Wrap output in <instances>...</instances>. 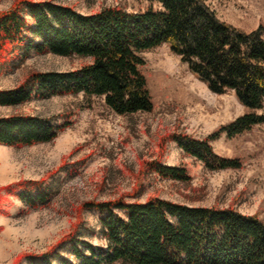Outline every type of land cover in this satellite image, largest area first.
I'll use <instances>...</instances> for the list:
<instances>
[{
	"label": "trees",
	"instance_id": "trees-1",
	"mask_svg": "<svg viewBox=\"0 0 264 264\" xmlns=\"http://www.w3.org/2000/svg\"><path fill=\"white\" fill-rule=\"evenodd\" d=\"M156 4L128 12L106 7L80 13L52 1L18 0L0 13V53L26 57L76 56L89 62L68 72H31L17 87L0 90V107L31 100L82 95L102 98L119 116L153 109L140 68L141 54L165 45L215 95L232 92L248 112L202 139L172 134L184 155L209 171L239 169L238 159L216 155L210 143L233 138L264 124V25L246 32L218 19L205 0H150ZM68 127L26 115L0 117V145L29 147L53 141ZM165 141H163L164 143ZM161 144V146L163 145ZM163 147V146H162ZM162 179L187 182L182 167L160 159L144 165ZM14 194L29 208L45 205L50 193L36 182L16 185ZM85 212L99 215L101 245L75 233L50 251L23 257L26 264H264V223L231 207H192L160 198L144 202L87 201ZM67 247L65 254L57 248Z\"/></svg>",
	"mask_w": 264,
	"mask_h": 264
},
{
	"label": "rangeland",
	"instance_id": "rangeland-1",
	"mask_svg": "<svg viewBox=\"0 0 264 264\" xmlns=\"http://www.w3.org/2000/svg\"><path fill=\"white\" fill-rule=\"evenodd\" d=\"M17 1L0 0V13ZM31 1H52L80 13L106 7L128 12L156 7L150 0ZM205 1L218 19L243 31L264 25V0ZM141 57L140 72L153 104L150 113L119 116L102 98L82 95L0 107V117L37 116L68 124L49 143L19 148L0 145V264H26L24 256L50 251L71 233L101 245L99 215L81 209L87 201L160 198L192 207H231L264 223V124L233 138L222 134L210 143L216 155L238 159L239 169L206 170L166 141L168 136L202 139L248 111L232 92L211 93L165 45ZM88 62L32 51L26 57L0 53V90L17 87L31 72H68ZM188 82L193 86H185ZM257 113H264V108ZM158 159L163 165L184 168L189 180L178 182L147 173L144 165ZM29 182L49 191L47 204L29 208L8 194L19 191L16 185ZM65 250L66 246L57 248L59 253Z\"/></svg>",
	"mask_w": 264,
	"mask_h": 264
},
{
	"label": "bare ground",
	"instance_id": "bare-ground-1",
	"mask_svg": "<svg viewBox=\"0 0 264 264\" xmlns=\"http://www.w3.org/2000/svg\"><path fill=\"white\" fill-rule=\"evenodd\" d=\"M251 13L254 14L255 12L252 10ZM163 68H164V67H163ZM171 70H172V69H171ZM174 72H175V71H174ZM171 76H172V75H171ZM175 76H176V75H175ZM178 77H179V76H178ZM179 79H180V78H179ZM186 79H187V78H186ZM175 80H176V79H175ZM177 82H178V81H177ZM190 82H191V81H190ZM190 82L185 83V86H186V85H187V86H190V87L193 86ZM180 84H182V83H180ZM176 85H177V84H176ZM194 85H195V84H194ZM183 86H184V85H183ZM190 87H189V88H190ZM194 87H195V86H194ZM200 88H201V87H200ZM190 91H191V90H190ZM201 91H202V90H201Z\"/></svg>",
	"mask_w": 264,
	"mask_h": 264
}]
</instances>
